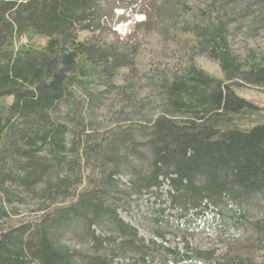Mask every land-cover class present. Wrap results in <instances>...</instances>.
Returning a JSON list of instances; mask_svg holds the SVG:
<instances>
[{
  "label": "trees",
  "instance_id": "trees-1",
  "mask_svg": "<svg viewBox=\"0 0 264 264\" xmlns=\"http://www.w3.org/2000/svg\"><path fill=\"white\" fill-rule=\"evenodd\" d=\"M133 2L0 0V264H113L121 255L252 264L208 262L159 234L146 243L118 213L119 201L143 195L165 197L180 219L211 215L223 237L247 227L264 243V219L245 213L264 204V108L237 93L264 88V50L239 54L230 44L237 15H253L254 27L264 21V0H154L142 25L173 22L190 55L182 68L141 77L137 49L111 39L114 10ZM199 55L222 80L197 66ZM122 69L129 79L117 85ZM110 93L117 120L102 126L96 111ZM27 199L33 217L11 222ZM165 209L153 211L157 224L172 218ZM75 226L107 253L65 245L62 233Z\"/></svg>",
  "mask_w": 264,
  "mask_h": 264
},
{
  "label": "rangeland",
  "instance_id": "rangeland-1",
  "mask_svg": "<svg viewBox=\"0 0 264 264\" xmlns=\"http://www.w3.org/2000/svg\"><path fill=\"white\" fill-rule=\"evenodd\" d=\"M204 2L205 0H187V3L193 7H202ZM153 3L154 0H134L133 5L128 10H114L112 21L111 39L137 49L135 62L140 77L141 75L169 72L182 68L190 55L191 43L187 42L186 36L178 33L173 22L161 26L156 23L154 28L142 25L146 20L145 12L147 14L153 12L151 8ZM135 9H141L144 13H134ZM252 21L253 15H237L231 24L230 44L236 53L243 54L246 49H253L258 52L264 50V21H261L257 27H254ZM153 22L155 21L153 20ZM89 36L88 32H80L78 39L85 40ZM37 43L43 45L45 40H38ZM195 63L210 76L223 79L218 64L204 55L196 56ZM128 74L126 69L118 71L114 80L115 84L119 85L128 80ZM237 93L264 108V88L245 86L239 89ZM114 101V95L107 94L103 102L104 107L96 111V121L101 122L102 126L111 124L112 119L117 120L116 116L114 118L113 115L115 111ZM123 115L121 120L126 119ZM61 117L62 115H59L58 119ZM253 121L257 122L258 118H253ZM119 178L125 182L129 176L125 175ZM84 185L85 183L80 187V190ZM148 197V195H143L141 198L132 196L128 200L123 199V201L117 202L119 215L138 230L139 236L146 243L150 240L160 242L161 239L157 236L159 234L165 238L169 247L184 250L187 245L194 250L206 252L208 262H215L217 259L230 261L235 257H240L249 259L252 264H264V243L258 242L259 236H256L249 228H239L233 232L232 237H223L211 215H187L180 219L177 210L170 211L167 209L165 197H160L156 201L154 197ZM256 201L258 200L256 199ZM34 202L33 199H27L26 205L19 208L20 216L11 222L33 217ZM157 208H166L165 215L172 216L168 219V224L156 223L157 217L154 216L153 211ZM245 213L249 214L251 220L264 219V204L262 202L254 203L253 206L246 209ZM98 232L100 231L98 230ZM62 235L63 243L80 253L91 256L107 253L106 250L98 251L95 249L91 239L77 226L67 232L64 231ZM115 257L113 264H164L162 261L164 258L156 255L145 257L144 263L140 262L139 259L132 260L128 255Z\"/></svg>",
  "mask_w": 264,
  "mask_h": 264
}]
</instances>
